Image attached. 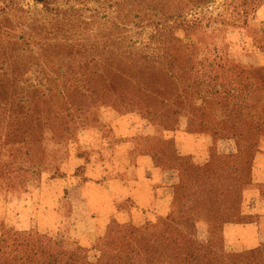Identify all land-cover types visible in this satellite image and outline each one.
Wrapping results in <instances>:
<instances>
[{
	"label": "rangeland",
	"instance_id": "rangeland-1",
	"mask_svg": "<svg viewBox=\"0 0 264 264\" xmlns=\"http://www.w3.org/2000/svg\"><path fill=\"white\" fill-rule=\"evenodd\" d=\"M121 1L54 0L66 18L55 24L65 46L57 40L51 51H42L41 45L53 35L52 25L41 21V4L19 0L30 20L13 32L17 41L7 35L0 37V244L5 233L10 241L30 235L40 258L69 251L95 263L116 225L141 228L169 216L177 191L178 195L203 196L201 209L211 210L215 216L223 211L234 213L231 223L255 219L242 216L240 209L245 191L255 187L256 156L264 153V85L256 93L240 92L231 66L219 63L215 52L244 67L263 68L264 5L250 17L245 29H223L214 21L196 30L194 38L205 42L195 50L202 64L195 66L196 79L190 78L193 69L187 68L181 96H174L172 85L162 83L165 78L160 75L151 84L156 94L146 93L140 87L146 83L147 73L139 65H134L135 69L119 65L114 62L116 50L100 55L87 44L91 30L107 35L106 28L111 26L115 40L119 37ZM124 1L126 9L140 6L139 0ZM222 3L215 0L209 7L224 11ZM211 12L203 15L214 16ZM193 16L189 13L186 17ZM159 19L153 17V23L164 20ZM38 23H42L39 28ZM151 26L142 22L134 28L140 32L133 35L138 43L135 54L151 53L145 47L154 33ZM172 36L187 42L179 28ZM18 45L22 49L16 52L13 47ZM17 54L28 63L18 72L9 59ZM92 55H100L98 62L90 63ZM102 59L125 67L132 78L124 80L116 77V72L105 76ZM233 89L236 98L224 92ZM250 98L255 103L248 110L242 101L249 103ZM233 133H238L239 139L232 137ZM141 155L154 156L155 167L165 174L164 179H171L168 213L151 215V210L160 209L161 204L158 208L154 204L142 219L135 220L134 201L121 202L117 205L119 220L112 217L104 233L87 243V179L101 181L103 172L107 177L129 178L127 171ZM230 155L235 156L231 162L218 158ZM213 161L219 166L204 174L197 170ZM183 184L182 192L177 190ZM258 188L262 203L264 187L259 184ZM209 220L205 212L197 217L199 245L193 248L189 264H205ZM221 230L219 225L212 231L215 245L225 244ZM259 246L264 242L243 251L225 244L226 250L235 254Z\"/></svg>",
	"mask_w": 264,
	"mask_h": 264
},
{
	"label": "trees",
	"instance_id": "trees-1",
	"mask_svg": "<svg viewBox=\"0 0 264 264\" xmlns=\"http://www.w3.org/2000/svg\"><path fill=\"white\" fill-rule=\"evenodd\" d=\"M33 1L42 5L39 15H43V20H40L48 22L52 25L51 29L53 28V35L48 38L50 41L41 45L42 51H51V48L58 44L57 40L62 46H65L62 37L58 38L60 29H56L61 19L66 20L65 15H60L59 10L61 9L54 5V0ZM123 1L119 5L122 16L121 24L118 25L119 37H116L115 40L111 26L106 28L109 31L107 35L91 30L87 37V44L94 49L93 53L98 52L100 55L106 53V50L110 52L116 50L114 62L119 65H125L131 69H135L134 65H139L147 73V81L140 87L146 93L156 94L151 84H153L154 77L160 75L165 78L162 83L172 85L170 90L175 92L174 96H181V91H183L181 84L183 77L187 74V68H192L191 72H193L196 64L198 66L202 64L195 57V50L199 46H203L205 42L203 38H194L196 30L206 28L214 21L218 22L223 29L227 27L245 29L250 17L254 16L264 5V0H223L221 6L224 7V11L216 12L209 7V3L215 0H139L140 6L136 9H126V1L124 3ZM211 11H213L214 16L207 18L203 15L205 12L212 13ZM189 13L194 14L192 19L186 17ZM29 14L19 0H0V37L7 35L14 42L17 37L13 32L27 25L30 20ZM153 17H160L159 20H164L153 23ZM135 18H139L140 21L136 23ZM37 19L36 21H38ZM142 22L145 25L151 24L154 32L145 45L151 50V53L145 55L143 53L135 54L138 43L134 41L135 37H133L135 33L140 34L134 28L136 26L139 28ZM41 24L38 23V28ZM2 28L4 30L1 32ZM177 28L187 35L185 44L172 36L173 31ZM143 29L144 26L141 27V30ZM19 39L21 40V38ZM11 41L10 44L13 46ZM13 48L16 52L22 49L19 45ZM215 53L219 63H227L231 66L234 84L237 85L236 87L240 92L246 90L250 94L254 91L256 93L258 87L264 85V67L247 68L234 63L230 58L220 55L218 52ZM100 55H92L90 63L98 62ZM132 57L135 58L134 63ZM9 59L17 72V69L22 70L28 65L26 60L20 58L18 54ZM102 60L104 64L102 72L105 76L116 72V77L124 80L132 78L129 73L124 71L125 67L116 66L114 62L108 59ZM195 73L197 72H193L190 78L196 79ZM15 74L18 76V73L14 72ZM215 77L218 78V76ZM165 88V86L161 87V89ZM65 90L63 92H66ZM218 91L216 94H219ZM224 92L236 98L235 89ZM254 103L252 98L249 99V103L242 101L248 110L254 107ZM261 125L263 128L264 117ZM237 136L238 133L232 134V137L239 139ZM218 158L231 162L235 156H220ZM213 166L218 167L219 163L215 165L213 161L210 165L197 168V170L204 174ZM182 189H184V184L179 186L177 190L182 192ZM174 200L173 213L161 218L154 224L141 228L116 225L115 233L107 236L101 248V255L95 263L86 257L81 256L79 258L76 253L69 251L40 258L37 255L35 239L32 236L28 235L21 238L15 236L10 241L11 239L5 233L0 244V264H189L188 260L193 248L199 245L195 222L202 212L211 218L209 220L210 239L206 245L205 264H264V246L236 254L228 252L225 248L224 228L227 225L247 222L231 223L230 218L234 216V213L223 211L215 216L211 210L201 209L200 206L204 202V197L196 196V193L178 195L177 191ZM237 211L238 207H235V213ZM240 214L248 216L244 213L243 205ZM219 225H222V238L225 244L215 245L212 239V231L217 229Z\"/></svg>",
	"mask_w": 264,
	"mask_h": 264
},
{
	"label": "crops",
	"instance_id": "crops-1",
	"mask_svg": "<svg viewBox=\"0 0 264 264\" xmlns=\"http://www.w3.org/2000/svg\"><path fill=\"white\" fill-rule=\"evenodd\" d=\"M154 156L141 155L127 172L129 178L101 175V181L87 179V243L104 233L110 219L119 220L118 204L124 201H134L132 217L142 219L145 213L155 204L160 209L151 212L166 215L171 205V179H164L163 172L155 167ZM253 170L254 188L245 191L244 213L255 216L247 223L227 225L223 230L227 248L248 250L264 242V201L259 202V192L264 187V153L260 152L255 159ZM105 176V177H104ZM125 176V175H124ZM164 180V181H163ZM257 187V188H256ZM157 212V213H156ZM77 226V224H76ZM75 226V227H76ZM84 228V226L82 227ZM77 235L76 228L74 229ZM84 241V235H80ZM247 245V246H246Z\"/></svg>",
	"mask_w": 264,
	"mask_h": 264
}]
</instances>
